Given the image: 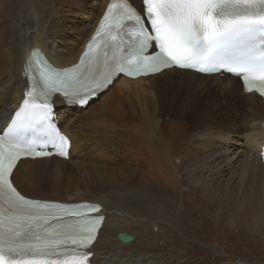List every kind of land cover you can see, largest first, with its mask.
I'll list each match as a JSON object with an SVG mask.
<instances>
[{"label":"bare ground","instance_id":"6f19581e","mask_svg":"<svg viewBox=\"0 0 264 264\" xmlns=\"http://www.w3.org/2000/svg\"><path fill=\"white\" fill-rule=\"evenodd\" d=\"M87 1L27 0L25 6L12 0L0 7V107L21 106L22 65L31 49L39 48L59 68L76 62L108 0ZM141 1L131 3L139 8ZM87 20L90 25L79 28ZM53 101L58 126L70 141L68 160H20L14 186L31 199L100 206L104 220L91 264H197L196 255L186 250L188 241L180 242L175 232L199 228L202 217L217 230L223 225L238 237L249 233L264 239V164L259 159L264 103L244 94L237 79L171 69L146 79L118 77L86 105L67 108L58 97ZM198 104L218 117L222 108L231 110L237 124L222 139L215 137L221 146H210L202 134L196 143L204 151L160 145L155 135L167 131L163 114H190ZM168 105L175 111L166 110ZM230 167L239 171L220 188ZM203 196L212 200L209 206L200 201ZM193 201L200 205L191 209ZM119 232L133 240L122 244ZM202 247L216 263V246Z\"/></svg>","mask_w":264,"mask_h":264},{"label":"snow or ice","instance_id":"6c2138e0","mask_svg":"<svg viewBox=\"0 0 264 264\" xmlns=\"http://www.w3.org/2000/svg\"><path fill=\"white\" fill-rule=\"evenodd\" d=\"M168 68L229 73L264 96V0H142L140 9L113 0L72 72L33 50L22 106L0 107V264H91L100 206L26 198L14 186L22 157L69 156L52 97L86 105L121 74Z\"/></svg>","mask_w":264,"mask_h":264},{"label":"rangeland","instance_id":"374dc122","mask_svg":"<svg viewBox=\"0 0 264 264\" xmlns=\"http://www.w3.org/2000/svg\"><path fill=\"white\" fill-rule=\"evenodd\" d=\"M23 5L26 6L27 0H22ZM99 2L98 0H88L87 3H95ZM4 3L9 5L12 3V0H0V7L4 6ZM22 5V6H23ZM101 7V6H100ZM101 9V8H100ZM75 22L80 23L82 18L81 16L73 15ZM90 25L87 21L84 22L83 25H80L79 28ZM92 26V23H91ZM47 49L52 48V44H46ZM45 46V47H46ZM96 101V100H95ZM201 105H192V109H190V114L178 115L174 114L175 109L171 105L166 106V110H170V115L163 114L162 118L166 122L167 131L164 129L158 135V143L162 146H187V150L189 153H192L194 149H198L200 151H204L203 149H199L196 138L203 135V138L208 142L210 146H221L219 140H215V137L222 139L225 135H227L231 128L234 127L237 123L233 119L231 110L226 107L222 108L221 112L218 114L220 117L215 116V114L211 111L210 107H205L204 109L200 108ZM178 109V108H177ZM199 111V112H198ZM195 115V116H194ZM180 116V117H179ZM191 116V117H190ZM193 117V118H192ZM57 118V116H56ZM219 118V119H218ZM220 118H224L228 120V124L221 123ZM58 120V119H57ZM222 121V120H221ZM242 122V121H240ZM61 124V123H60ZM203 128V129H202ZM214 136V139L212 138ZM216 152H210L208 158H213ZM207 158V159H208ZM220 160V159H219ZM210 164V161H208ZM239 169L235 167H230L228 170H225L221 179L222 181L219 184L220 188H224L225 186H229L230 182L234 180L236 173H238ZM204 197V198H203ZM200 200L204 205L209 206L211 201H205L207 198L203 196ZM164 204V201H160ZM194 204L191 209L195 205H200L198 202L193 201ZM203 209V207L199 206V210ZM195 216L194 214H191ZM192 216V217H193ZM191 219V218H190ZM192 220V219H191ZM191 220L188 219L189 222ZM194 221H198L199 219H193ZM200 227L197 226H189V228H185L181 231V234L175 232V237L180 241L182 240L188 241L189 245L186 247V250H192V254L196 255L197 264H264V239L255 234L242 233L238 235L228 227L220 225L218 230L212 227L209 223V219L202 217ZM252 222V219L246 221L249 225ZM192 228V229H190ZM195 228V229H194ZM189 229V230H188ZM197 229V230H196ZM193 230V231H192ZM185 234H184V232ZM189 231V232H188ZM166 232V231H165ZM188 232V233H187ZM193 232V233H192ZM192 234V235H191ZM227 234L230 236L228 237ZM130 235V234H128ZM177 235V236H176ZM189 235V236H188ZM191 235V236H190ZM187 236V237H186ZM193 236V237H192ZM189 237V238H188ZM206 243H211L216 246L217 254L219 257L218 260L211 262V258L204 254L206 250L201 251L203 249L202 246ZM191 245V246H190ZM210 259V260H209Z\"/></svg>","mask_w":264,"mask_h":264},{"label":"water","instance_id":"95a60500","mask_svg":"<svg viewBox=\"0 0 264 264\" xmlns=\"http://www.w3.org/2000/svg\"><path fill=\"white\" fill-rule=\"evenodd\" d=\"M116 238L122 244H127L133 240V238L131 236H129L125 233H121V232L116 234Z\"/></svg>","mask_w":264,"mask_h":264}]
</instances>
